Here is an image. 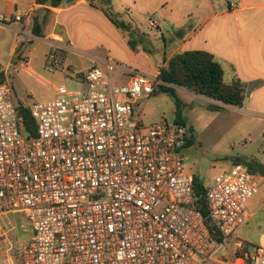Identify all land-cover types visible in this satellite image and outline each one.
Instances as JSON below:
<instances>
[{
    "label": "built area",
    "instance_id": "built-area-1",
    "mask_svg": "<svg viewBox=\"0 0 264 264\" xmlns=\"http://www.w3.org/2000/svg\"><path fill=\"white\" fill-rule=\"evenodd\" d=\"M33 24V10L0 15V26H19V43L34 38ZM84 78L87 90L63 89L28 106L33 136L11 82H0V215L25 214L32 233L1 264H264V248L225 249L247 221L257 175L243 163L217 175L207 186L205 217L182 154L190 129L144 125L141 108L134 116L157 78L110 61ZM221 251L229 263L217 257Z\"/></svg>",
    "mask_w": 264,
    "mask_h": 264
},
{
    "label": "crops",
    "instance_id": "crops-1",
    "mask_svg": "<svg viewBox=\"0 0 264 264\" xmlns=\"http://www.w3.org/2000/svg\"><path fill=\"white\" fill-rule=\"evenodd\" d=\"M66 1L55 8L40 5L37 0H0V15L13 16L16 12L33 10L37 31L43 30L46 34L38 37H56L49 39L55 46L73 49L80 44L83 51H92L89 70L106 66L110 61L120 69L157 78L160 68L175 54L206 51L222 64L225 81L239 79L245 85L247 99L242 108L264 123V0H109V12L118 23L126 25L125 29L117 28L106 12L87 0ZM150 20L155 22V27L149 26ZM0 28L17 32L19 26ZM20 46L17 39L11 51L12 64L19 56ZM27 56L23 46L17 59L21 65L23 60H28ZM44 67L51 75L56 74L50 61ZM85 74L71 76V81L82 86L79 90L88 89ZM38 76L49 86L53 99L63 89L79 91L67 87L70 76L63 71L62 83ZM235 163L245 164L257 175L260 185L247 202V221L225 249L241 243L253 253L256 248H264V150L257 162L238 160ZM21 215H0V264L10 248L16 250L31 241V230ZM230 260L231 255L227 253L221 261L229 263Z\"/></svg>",
    "mask_w": 264,
    "mask_h": 264
},
{
    "label": "rangeland",
    "instance_id": "rangeland-1",
    "mask_svg": "<svg viewBox=\"0 0 264 264\" xmlns=\"http://www.w3.org/2000/svg\"><path fill=\"white\" fill-rule=\"evenodd\" d=\"M98 5L103 6L100 3ZM32 27L34 28V24ZM38 34L45 33L41 30ZM17 36L15 31L0 28V78L11 82L17 103L28 107L34 103L55 99L49 86L43 83L38 74L60 82L63 71L70 76L67 77L70 79L67 83L70 90L82 88L71 81V76H82L88 72L92 66L89 57L92 51H83L80 44L73 49L55 46L49 39L54 40L56 37L45 39L34 34L30 42H20L22 46L18 48L19 56L12 64L11 51ZM23 46L28 60H23L21 65L17 59ZM47 61L51 62L56 74L51 75L49 70L45 69ZM119 78L124 80L127 77L120 75ZM116 82L117 85L122 83L118 81V77ZM160 83L156 79L155 92L147 99L139 101L135 106L134 116L139 118L138 109L141 108V123L144 125L173 123L178 118L186 121L187 127L193 130L190 131V144L182 150L187 173L197 176L205 186H209L217 175L231 168L234 162H257L261 159L264 150V123L251 117L245 108L226 106L185 88L172 86L175 98L160 91ZM21 216L25 218V214ZM221 254L225 256L223 252ZM217 257L224 258L219 254Z\"/></svg>",
    "mask_w": 264,
    "mask_h": 264
},
{
    "label": "trees",
    "instance_id": "trees-1",
    "mask_svg": "<svg viewBox=\"0 0 264 264\" xmlns=\"http://www.w3.org/2000/svg\"><path fill=\"white\" fill-rule=\"evenodd\" d=\"M64 1L65 0H37V3L56 8L61 6ZM89 2L92 6L100 8L106 12L108 18L117 28H126V25L118 23L109 12L107 8L110 2L109 0H89ZM98 3L103 6L100 7ZM33 33L40 36L35 24ZM157 79L161 82L159 85L160 91L166 92L173 97H175V92L172 86H177L185 88L186 90L194 92L198 95L221 102L226 106L242 108L247 99L245 85L239 79H234L230 82L225 81L222 64L214 55L202 50H191L175 54L166 61V65L164 67L160 68ZM3 81L4 79L0 78V82ZM214 106L223 107L222 105ZM18 107L24 118L26 134L29 136L35 135L36 120L31 115L29 108L23 106L22 103H18ZM176 122L187 126L186 121L181 118H178ZM190 131L193 130L190 128ZM190 142L191 140H188L187 145L190 144ZM194 190L195 207L200 210L205 217H207V186H205L195 175ZM207 224L210 230L215 232V227L212 225L210 220H207ZM214 236L216 240L221 241L218 233H214Z\"/></svg>",
    "mask_w": 264,
    "mask_h": 264
},
{
    "label": "water",
    "instance_id": "water-1",
    "mask_svg": "<svg viewBox=\"0 0 264 264\" xmlns=\"http://www.w3.org/2000/svg\"><path fill=\"white\" fill-rule=\"evenodd\" d=\"M74 1H76V0H67L66 2H67V3H72V2H74ZM87 1H89V0H87Z\"/></svg>",
    "mask_w": 264,
    "mask_h": 264
}]
</instances>
